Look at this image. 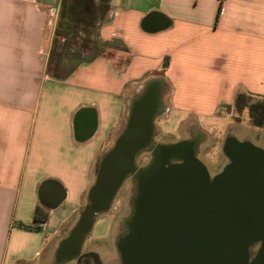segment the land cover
Masks as SVG:
<instances>
[{
  "label": "crops",
  "instance_id": "crops-1",
  "mask_svg": "<svg viewBox=\"0 0 264 264\" xmlns=\"http://www.w3.org/2000/svg\"><path fill=\"white\" fill-rule=\"evenodd\" d=\"M63 1L0 0V264L54 259L146 83L167 111L195 117L238 94L264 99V0H71L105 48L57 76ZM47 179L66 190L54 209L38 199ZM38 205L41 229L20 226Z\"/></svg>",
  "mask_w": 264,
  "mask_h": 264
},
{
  "label": "water",
  "instance_id": "water-1",
  "mask_svg": "<svg viewBox=\"0 0 264 264\" xmlns=\"http://www.w3.org/2000/svg\"><path fill=\"white\" fill-rule=\"evenodd\" d=\"M145 89L143 98L149 87ZM158 94L159 90L157 98ZM139 101L131 103L126 128L113 151L126 134ZM135 141L136 138L130 145ZM182 146L177 144L172 151L179 152ZM130 147L123 158L127 169L116 167L110 180L106 177L107 161L101 163L97 179L88 191V202L70 234L75 251L79 250L95 213L107 208L132 163L135 153L129 163ZM193 148L189 141L188 167L162 166L157 176L153 172L158 166L147 172L129 229L119 240L123 264H264V248L254 258L249 251L256 240H264V222L260 220L264 215L253 200L254 180L259 181L258 187H264V166L255 161L264 160V150L248 140L227 138L224 152L241 161L239 179L234 178L230 165L208 182L207 170L193 156ZM116 159L121 164V159ZM219 180L224 181L221 188ZM65 198L66 190L57 180L47 179L38 188L39 202L47 208L58 207Z\"/></svg>",
  "mask_w": 264,
  "mask_h": 264
},
{
  "label": "rangeland",
  "instance_id": "rangeland-1",
  "mask_svg": "<svg viewBox=\"0 0 264 264\" xmlns=\"http://www.w3.org/2000/svg\"><path fill=\"white\" fill-rule=\"evenodd\" d=\"M92 19L80 16L79 9L71 0H64L56 22L48 59V71L53 75H64L79 60L95 55L104 50L102 43L95 40ZM249 102L258 103L261 107L253 112L249 106L240 107L233 104L220 107L215 116L195 117L184 113L159 111L153 123L156 127L155 141L171 143L188 138L191 132L203 135L198 147L197 157L211 174L216 173L226 162L223 150L224 139L233 136L238 140H248L264 150V123L255 121L262 119L264 99L246 95ZM105 153V152H104ZM102 153V154H104ZM141 155L137 158L140 160ZM131 180L128 178L121 186L110 207L97 213L93 226L86 235L80 249L82 252L97 251L104 264H121L117 235L124 228L125 219L131 213ZM88 202L83 200L82 208ZM78 217V216H77ZM41 264H56L49 259ZM63 264H75L72 260Z\"/></svg>",
  "mask_w": 264,
  "mask_h": 264
},
{
  "label": "flooded vegetation",
  "instance_id": "flooded-vegetation-1",
  "mask_svg": "<svg viewBox=\"0 0 264 264\" xmlns=\"http://www.w3.org/2000/svg\"><path fill=\"white\" fill-rule=\"evenodd\" d=\"M151 83H153V81L146 83L145 88L149 87ZM145 88H143L140 92L137 93V95L134 98H132L130 100L129 110L131 108V103L133 101H138V100L143 99V95L146 92ZM149 91H150L151 95H154L156 93V88L151 87V89ZM157 101L158 102H156L154 110L151 114L152 115L151 120H150L151 131H150L148 139H147L148 142H146L145 145L141 146L135 152V154L133 156L132 164L128 168V170H126L122 180L120 181V183L117 186L112 198L110 199V202H109L107 208L102 209V210H98L94 215V219H95V216L97 215V213L103 212L110 207V205H111L113 199L115 198L116 194L118 193L119 189L121 188V186L125 183V181L128 178L131 180V187H132V189H131L132 190L131 191V195H132L131 196V213H130V217H129V218H131V215L133 214V211L136 207V200H137L138 196L140 195V192L143 189V183L145 181V176H146L147 172L151 169L156 168L157 166L158 167L155 169V171L158 168H160L161 166L168 167L169 165H174V164L175 165L186 164L188 167V142L189 141L193 142L194 148L192 150V154L196 159H198V157H197L198 147H199V145L203 139V135H200V134L198 135L195 132H191V134L188 138V129H187V137L184 139H180L178 141L171 142V143L170 142L169 143H160V142L155 141L154 138H155V133H156V127L154 126L153 120H154L155 116L158 115V113H160L159 111L164 112V110H165L163 103H162V99L160 97V93L158 94ZM129 110H128V112H129ZM126 125H127V120H126V122L123 126V129H122L121 133L119 134V136L124 132ZM118 137H117V139H118ZM230 137H233V136H227L224 139V142L227 138H230ZM233 138H235V137H233ZM117 139L114 141L112 146L110 148H108L104 154H101L99 156V158L97 159L96 165H95V168H96L95 181H96L97 176L99 174L101 163L104 161H107V170H106L107 180L111 179L112 174L115 171L116 167H118V169H121V170L127 169V165L125 166V162H124L125 160L123 159L125 157V153H119V155L117 157H116V154L113 153V149H114V146H115ZM177 144H180V145L182 144V145H184V147L182 146L179 152L172 151V147L176 146ZM223 146H224V144H223ZM223 150H224V148H223ZM140 155H141L140 160H137V158ZM226 157H227L226 162L222 165L221 169L214 174H211L208 171L205 164L200 159H198L205 166V168L207 170L208 182H212V180L215 178L216 175L224 172L225 168L227 166H230V165L233 166V168H234V174H233L234 178L239 179V173H240V168H241L240 159H238V158L232 159L227 154H226ZM116 158H118V160H119V158L121 159V164L120 163L118 164ZM255 161L257 163H259L261 166H264V160L255 159ZM155 171L153 172V174L155 173ZM150 177H148V180ZM95 181H94V183H95ZM218 182H219V188H221L224 181L219 180ZM258 182H259L258 180H254L253 200H254V203L262 210V212H263L262 214L264 215V187L263 188L258 187ZM81 211H82V209L80 210V212ZM79 215H80V213H79ZM78 218H79V216H78ZM78 218H77L75 224L70 228V230L62 238V240L59 244V247L56 251V254L54 257V262L56 264H63L67 261L72 260V262H74L75 264H104L102 256L99 255L97 253V251L89 250L86 252H82L81 249L79 248L78 251L71 252L73 249L74 243H73V238H70V234H71L73 227L76 225ZM94 219H93V222L91 224L89 231L91 230V228L93 226ZM260 220H262L264 222V216L261 217ZM129 221H130V219L124 220V222H123L124 228H122L121 232L117 235L116 242H117L118 249H119V240H120L121 236H123L125 233H127L128 229H129ZM89 231L84 235L82 243L84 242V239H85L86 235L89 233ZM262 248H264V240H262V239L256 240L249 249L250 256L252 258H254L260 252V250ZM119 254H120L121 264H123L120 250H119Z\"/></svg>",
  "mask_w": 264,
  "mask_h": 264
},
{
  "label": "bare ground",
  "instance_id": "bare-ground-1",
  "mask_svg": "<svg viewBox=\"0 0 264 264\" xmlns=\"http://www.w3.org/2000/svg\"><path fill=\"white\" fill-rule=\"evenodd\" d=\"M154 96L155 94L151 95L150 91H148L145 97L136 103L130 126L126 134L122 137L121 141L119 142L117 148H115V150L113 151L114 154L125 153V150L131 146L130 148L132 149L130 150V156L128 158L129 163L131 155L135 153L141 146L145 145L146 142H148L147 139L150 133V116L155 107ZM135 138L136 141L134 142V145H130L131 141ZM131 164L132 163L129 164L128 168L131 166ZM161 170H163L162 166L158 168L153 175L157 176L162 172ZM151 177L149 178V180L151 179ZM74 251L75 250L72 249L71 252Z\"/></svg>",
  "mask_w": 264,
  "mask_h": 264
},
{
  "label": "trees",
  "instance_id": "trees-1",
  "mask_svg": "<svg viewBox=\"0 0 264 264\" xmlns=\"http://www.w3.org/2000/svg\"><path fill=\"white\" fill-rule=\"evenodd\" d=\"M235 103L238 104L240 107L249 106L250 111H251L250 114L252 118L254 117L253 112H255V110H258L261 107L258 103L249 102L245 94H238L235 97ZM261 116H264V110L261 112ZM254 122L258 124H263L264 123L263 117L260 120H257V121L254 120ZM47 216H48L47 210L44 209L41 205H38L34 213L33 223L32 224L21 223L20 226H23L25 228H32V229L40 230L42 227V224L47 219Z\"/></svg>",
  "mask_w": 264,
  "mask_h": 264
}]
</instances>
